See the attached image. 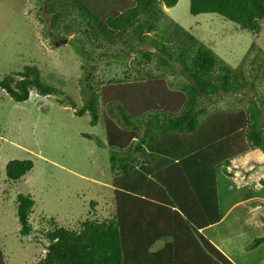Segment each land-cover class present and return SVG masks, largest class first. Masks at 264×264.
<instances>
[{
  "label": "rangeland",
  "instance_id": "374dc122",
  "mask_svg": "<svg viewBox=\"0 0 264 264\" xmlns=\"http://www.w3.org/2000/svg\"><path fill=\"white\" fill-rule=\"evenodd\" d=\"M44 2L0 0V80L19 79L17 72L34 66L41 82L56 89L41 95L32 88L26 101L17 102L0 88V264H39L48 244L46 233L53 227L79 231L85 220H110L115 214L116 171L104 130L107 113L100 99L95 102V124L87 110L81 112L91 95L86 82L93 91L100 83H118L125 77L161 78L174 89L189 83L178 65L159 64L147 42L103 43L83 53L80 32L62 27L75 20L76 13L72 10L71 19L51 28ZM159 8L156 33L171 38L178 24L248 81L239 93L202 99L198 118L236 115L258 98L264 135V57L257 51L264 53V20L253 35L217 14L191 15L189 0ZM255 54L260 60L251 62ZM119 113L115 111L114 119ZM235 131L216 151L205 154L211 157L221 219L200 232L233 264H264L259 262L264 259V150L248 142L246 128ZM132 155L135 163L143 160L137 152ZM11 160H31L33 168L11 181L5 173ZM18 194H30L34 201L27 235L20 233L16 215ZM258 238L263 241L255 245ZM163 245L162 240L155 242L151 254Z\"/></svg>",
  "mask_w": 264,
  "mask_h": 264
},
{
  "label": "trees",
  "instance_id": "16d2710c",
  "mask_svg": "<svg viewBox=\"0 0 264 264\" xmlns=\"http://www.w3.org/2000/svg\"><path fill=\"white\" fill-rule=\"evenodd\" d=\"M177 1L45 0L51 28L71 19L72 10L76 13L77 18L63 21L62 27L80 32L83 53L103 43L147 42L159 64L178 65L189 83L174 89L161 78L125 77L118 83H100L95 91L85 83L91 95L81 112L87 110L95 124V102L100 99L107 113L104 130L112 150L111 168L116 171L115 214L110 220H85L79 231L53 227L46 233L48 244L39 264H233L200 232L221 219L211 157L205 154L216 151L226 136L240 128H246L248 142L264 150L259 100L236 115L198 118L202 99L239 93L248 81L178 24L171 38L155 32L159 6L173 7ZM189 13L217 14L257 35L264 20V0H189ZM260 56L255 54L251 62ZM16 75L20 78L1 79L0 88L17 102L26 101L32 88L41 95L56 92L41 82L34 66ZM115 111L120 112L117 119ZM134 152L144 158L142 163L134 162ZM32 168L31 160H11L5 166L6 177L18 180ZM16 199L20 233L27 235L32 230L29 213L34 201L30 194H18ZM160 240L162 249L148 252ZM255 241L257 245L263 239Z\"/></svg>",
  "mask_w": 264,
  "mask_h": 264
},
{
  "label": "crops",
  "instance_id": "0c3cea01",
  "mask_svg": "<svg viewBox=\"0 0 264 264\" xmlns=\"http://www.w3.org/2000/svg\"><path fill=\"white\" fill-rule=\"evenodd\" d=\"M1 5H2V4H1ZM1 5H0V6H1ZM131 157L133 158V155H132ZM141 159H143L142 161H144V158H143V157H142ZM133 160H134V159H133ZM142 161H139V162H138V160H137L138 164L142 163ZM144 163H145V162H144ZM94 183H96V182H94ZM97 183H98V182H97ZM255 198H256V197H255ZM255 198H254V199H255ZM260 200H261V199H260ZM234 206H235V205H234ZM150 250H151V249H149V252H150ZM259 262L264 263V259H261ZM255 264H259V263L256 262Z\"/></svg>",
  "mask_w": 264,
  "mask_h": 264
}]
</instances>
